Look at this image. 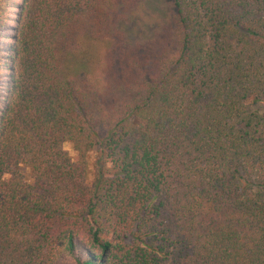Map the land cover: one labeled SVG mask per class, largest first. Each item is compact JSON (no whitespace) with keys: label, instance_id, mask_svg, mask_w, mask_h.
<instances>
[{"label":"trees","instance_id":"16d2710c","mask_svg":"<svg viewBox=\"0 0 264 264\" xmlns=\"http://www.w3.org/2000/svg\"><path fill=\"white\" fill-rule=\"evenodd\" d=\"M0 264H264V0H0Z\"/></svg>","mask_w":264,"mask_h":264},{"label":"rangeland","instance_id":"374dc122","mask_svg":"<svg viewBox=\"0 0 264 264\" xmlns=\"http://www.w3.org/2000/svg\"><path fill=\"white\" fill-rule=\"evenodd\" d=\"M15 1L18 2V3L21 2V0H15ZM64 147H65L66 150H68V152L70 153L71 156H73V157L76 156V153H75V151H74V149H73V147H72V145L70 143L66 142L64 144ZM89 162H90V165H93L94 164V162H95V156H94V154H92L89 157ZM21 171L23 172V174L25 175V177L27 179H29L31 177V170L30 169H28L26 167H22L21 168Z\"/></svg>","mask_w":264,"mask_h":264}]
</instances>
